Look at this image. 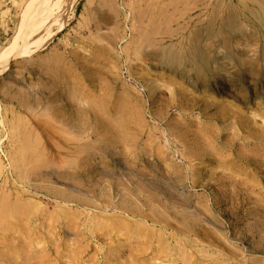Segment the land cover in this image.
Instances as JSON below:
<instances>
[{"label": "rangeland", "instance_id": "obj_1", "mask_svg": "<svg viewBox=\"0 0 264 264\" xmlns=\"http://www.w3.org/2000/svg\"><path fill=\"white\" fill-rule=\"evenodd\" d=\"M0 59V264H264V0H0Z\"/></svg>", "mask_w": 264, "mask_h": 264}, {"label": "bare ground", "instance_id": "obj_2", "mask_svg": "<svg viewBox=\"0 0 264 264\" xmlns=\"http://www.w3.org/2000/svg\"><path fill=\"white\" fill-rule=\"evenodd\" d=\"M31 37H33V36H25V35H23V34H19L16 38H15V40H14V42H13V44H12V46H11V48H9L8 49V51L6 52V54L4 55V58L3 59H5L6 61H4V63H7V61H9L8 59V53L10 54V53H12L15 57H22V56H28V55H30L33 51H35V47L37 46H35V47H32L33 46V42L32 43H30L31 42ZM35 38V37H34ZM33 38V39H34ZM38 48V47H37ZM33 54V53H32ZM246 55H248V57H253L254 56V54L252 53V51H247L246 52ZM1 60V59H0ZM3 63V64H4ZM2 64L0 63V66H1ZM4 69V68H3ZM2 69V70H3ZM2 70H0V75H1V72H2ZM225 76V75H224ZM227 77V76H226ZM25 151V150H24ZM2 201V200H1ZM22 201V200H21ZM21 203V202H20ZM0 204H1V202H0ZM4 205V204H3ZM2 205V210H1V208H0V219H2V221H4L3 220V218L5 219V217H6V219H7V217L10 219V218H13L12 217V214H13V211H14V209H7L6 207H4ZM6 205V204H5ZM20 205V204H19ZM18 205V206H19ZM21 206H22V204H21ZM4 209V210H3ZM17 210H18V207H17ZM21 210H22V208H21ZM21 210H18L19 212L21 211ZM15 213H17L16 215H18V212H16V210L14 211V214ZM21 213H23V212H21ZM24 214V213H23ZM15 215V216H16ZM22 215V214H21ZM14 216V215H13ZM5 219V220H6ZM13 220V219H12ZM121 221V220H120ZM113 222H114V220H113ZM112 222V223H113ZM122 223V222H121ZM123 225L124 226H122V228H123V230H125L126 228H124L125 227V224L123 223ZM116 226V225H115ZM127 227H128V224H127ZM131 227L132 226H130L129 227V229L131 230ZM135 227V226H134ZM118 227H116V229H117ZM121 228V227H120ZM122 230V229H121ZM18 231V230H17ZM131 231H133V228H132V230ZM128 235H127V237L129 238L130 236V233H127ZM182 246V245H181ZM179 247V246H178ZM26 248H27V245L26 246H23V247H21V249H22V251H25L26 252ZM16 250H17V248H15ZM183 250L184 249H182V247H181V249H180V252H183ZM21 251V250H20ZM19 251V252H20ZM17 252H18V250H17ZM28 253V252H27ZM36 253H38L37 251H36ZM40 254H41V252H40ZM183 254L184 253H182V257H183ZM184 258H186L185 259V261L187 262V264H191L188 260H190L189 258V256H187L186 257V255H184ZM209 264V263H208Z\"/></svg>", "mask_w": 264, "mask_h": 264}]
</instances>
